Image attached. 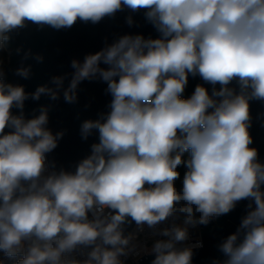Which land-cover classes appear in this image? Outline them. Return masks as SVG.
<instances>
[{"label": "clouds", "instance_id": "9594fccd", "mask_svg": "<svg viewBox=\"0 0 264 264\" xmlns=\"http://www.w3.org/2000/svg\"><path fill=\"white\" fill-rule=\"evenodd\" d=\"M125 10L158 35H121L31 93L8 81L0 56V254L15 264H124L143 252L151 264H193L203 244L188 243L189 229L247 201L211 264H264V162L249 131L250 102H264V0H0V53L29 23L60 30ZM31 74L23 62L15 69ZM189 76L204 83L185 98ZM84 81L105 83L111 99L81 122V138L97 140L69 170L48 159L64 136L48 126L50 105L29 117L25 102L62 94L74 104ZM146 230L158 237L150 247L139 239Z\"/></svg>", "mask_w": 264, "mask_h": 264}, {"label": "water", "instance_id": "95a60500", "mask_svg": "<svg viewBox=\"0 0 264 264\" xmlns=\"http://www.w3.org/2000/svg\"><path fill=\"white\" fill-rule=\"evenodd\" d=\"M132 15L134 24L129 26L126 17ZM143 34L145 37H156L158 34L154 28L145 21L143 13H129L127 10L117 12L114 17H106L97 24L77 21L71 28L56 30L45 26L40 29L29 23L24 29L12 33L10 49L7 51L8 59L6 70L8 81L21 84L29 93L35 91L37 86L49 84L51 77L70 74L72 69L70 62L73 59L83 60L89 53L99 51L106 43L124 34ZM22 49L17 54L16 49ZM31 50L33 56H43V62H37L33 58L23 60V53ZM31 65L32 74L29 79H23L15 75V69L21 63ZM68 80H65L67 86ZM204 82L197 76H189L184 97L192 94L197 84ZM211 90V86L205 84ZM106 84L100 81H84L79 85L78 101L68 104L63 96L52 101L42 96L39 101L31 99L25 102V114L31 116L34 109L41 105H50L49 128L55 133L64 131L58 147L49 154L48 159L55 161L57 167L63 166L71 170L75 163L90 152V145L96 142L95 135L83 140L80 136V125L85 119H96L98 113L107 111V105L111 97L105 94ZM17 111V110H13ZM250 112L252 125L249 129L253 137V144L259 153V159L264 162V102L251 101ZM247 201L240 202L237 207L227 215L221 216L208 225H200V234L203 247L194 250L193 264H211L213 259L222 258L217 245L222 238L234 232L245 214ZM135 225H131L127 231H132ZM153 255H143L137 261L140 264H151Z\"/></svg>", "mask_w": 264, "mask_h": 264}, {"label": "built area", "instance_id": "2783aa9c", "mask_svg": "<svg viewBox=\"0 0 264 264\" xmlns=\"http://www.w3.org/2000/svg\"><path fill=\"white\" fill-rule=\"evenodd\" d=\"M134 228L135 226L133 227L132 231L134 230ZM189 235H190V239L188 243H194L196 240L202 241L201 234H200V228L198 226L196 228H190ZM156 238L158 237H152L150 235V232L146 230L145 233L142 234L139 239H140V242L146 243L147 246L150 247L153 240ZM143 255H148V254L142 252L140 255L132 254L122 259L124 261V264H140L137 260L141 258ZM0 259H4V264H15L14 261L3 258L2 254H0Z\"/></svg>", "mask_w": 264, "mask_h": 264}, {"label": "trees", "instance_id": "16d2710c", "mask_svg": "<svg viewBox=\"0 0 264 264\" xmlns=\"http://www.w3.org/2000/svg\"><path fill=\"white\" fill-rule=\"evenodd\" d=\"M0 56H4L5 57V62L8 59L7 52L0 53ZM179 171L181 172V175H183L184 169L183 168H180ZM176 183H177V187H179L180 186V181H177Z\"/></svg>", "mask_w": 264, "mask_h": 264}]
</instances>
